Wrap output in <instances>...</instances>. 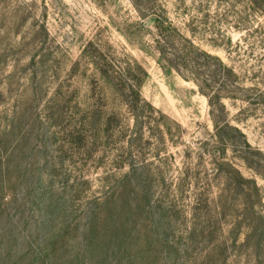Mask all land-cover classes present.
<instances>
[{"label":"rangeland","instance_id":"obj_1","mask_svg":"<svg viewBox=\"0 0 264 264\" xmlns=\"http://www.w3.org/2000/svg\"><path fill=\"white\" fill-rule=\"evenodd\" d=\"M166 2L180 31L238 75L231 94L242 99H224L228 120L264 152V12L244 0H203L187 1L191 13L185 14ZM134 21L153 30L130 0H0V264H128L108 230L94 236L85 224L90 209L100 214L106 187L112 194L119 184L112 174L143 161L164 180L150 187L149 214L134 215L129 227L131 264H264V235L248 238L250 226L264 233V167H248L226 151L242 175L255 180L258 194L232 185L220 191L223 176L212 170L203 146L213 143L206 97L158 62L150 33L125 34ZM94 40L110 57H132L146 71L141 97L180 126L173 141L163 144L155 127L133 135L127 111L124 141L115 136L85 149L63 141L56 126L78 123L77 104H102L94 82L91 88L95 70L84 57ZM111 96L103 102L117 110ZM119 193L141 202L133 187ZM197 194L209 197L210 216L190 235ZM244 197L258 213L244 212ZM156 200L175 201L168 225L156 223ZM68 224L77 231L66 230Z\"/></svg>","mask_w":264,"mask_h":264},{"label":"trees","instance_id":"obj_2","mask_svg":"<svg viewBox=\"0 0 264 264\" xmlns=\"http://www.w3.org/2000/svg\"><path fill=\"white\" fill-rule=\"evenodd\" d=\"M173 1L174 8L186 14V11L191 13L190 7L193 4H200L203 0ZM187 1L191 2V6L186 5ZM244 1L250 5L253 4V7H259L264 12V0ZM130 2L139 18L152 20L151 27L153 30L146 28L143 22L140 21L126 22V29H122L125 34L130 36L131 34L143 35L144 33H150L158 62L164 68L175 71L185 80L194 82L198 87V91L207 99L213 127V143H205L203 146L206 147L205 153L209 158L212 170L223 176L224 187L220 191L223 192L232 185L234 188H241L242 190L252 189L258 194L255 180L244 177L225 156L226 151L230 150L248 167L254 169L264 167V152L254 149L241 129L232 124L227 117L224 99H242L231 94L234 91L232 88L234 83L237 82L238 84V75L219 56L201 49L191 38L180 31L169 17L165 0H130ZM190 17L191 24H193V16ZM84 57L90 61L89 63L95 70L91 76V88L93 87L92 82H94L100 93L102 104L100 106L90 101H85L83 106L77 104V112L80 115L77 124L73 122L67 124L68 126H60V124L56 126L57 124L54 123L58 133L63 135L61 137H63L65 143H73L85 149L88 145L96 146L98 140L99 145H104V142L115 136L122 135L124 141L127 133L125 131L127 123H124V117H122L124 113L122 111H127V118L132 120L130 132L133 135H136L137 129L142 131L145 127L147 129L155 127L163 144L167 140L173 141L174 137L179 135L180 126L176 122L170 121L163 113L156 111L150 103L141 97V86L147 77V73L134 58L121 60L119 57H110L105 49L101 47V44L95 40L88 42V45L85 46ZM199 62H203L202 65L205 66L207 73L199 71L201 70L198 67ZM110 91L117 98V106L121 108V111H119V108L116 110L117 107L108 109L107 102H103L111 96ZM52 104L57 106L58 102L52 101ZM200 157H204L203 154ZM145 163L144 161L138 164L127 163V170L118 175L112 174L119 184L114 188L115 191L112 194H108V186L106 187L98 198L100 214L90 209L88 221L85 224V227H88V230L94 236L99 235L102 230H108L107 236L110 234V239L117 243L118 251L123 252L124 259L128 264H131V260L127 256V249L129 246V227L135 223L133 217L144 212L149 214L150 210L147 211V205H149L150 187L158 177L162 181L164 180L163 172L152 173ZM122 167L119 166V168ZM184 177L187 176L184 175ZM105 178L107 179L108 176ZM118 186L133 187L134 192H139L141 202L136 204L133 199L123 196L124 193H119ZM241 203L244 212L258 213L256 211L257 204L249 198L244 197ZM257 203H261V200L257 199ZM175 205L174 200H156L154 206L160 210L156 223L168 225L171 218H173L171 217L172 214L176 211ZM105 207L107 212L103 213ZM210 208L209 197H202L201 194H197L190 206L189 213L192 220L190 235L197 230L199 225L203 224L204 220L208 222ZM132 209L136 213L130 214ZM91 222L92 230L89 226ZM70 228L77 231L75 226L68 224L66 230ZM250 229L252 233L250 232L251 235H248V238L255 235L260 237L264 235L262 232L260 234L257 232V226H250ZM69 244L70 241L66 242L64 246L67 247Z\"/></svg>","mask_w":264,"mask_h":264}]
</instances>
